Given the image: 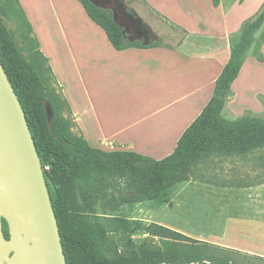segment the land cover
Returning <instances> with one entry per match:
<instances>
[{
  "label": "trees",
  "instance_id": "obj_1",
  "mask_svg": "<svg viewBox=\"0 0 264 264\" xmlns=\"http://www.w3.org/2000/svg\"><path fill=\"white\" fill-rule=\"evenodd\" d=\"M13 1L23 16V21H17V30L7 22L14 17ZM79 1L116 49L155 44L131 42L124 28L114 22L110 9L98 7L91 0ZM212 1L215 6L220 3ZM263 24L264 2L233 41L229 60L206 106L185 129L175 150L156 159L131 150L96 148L84 135L74 133L73 120L67 117L72 114L69 102L58 88L48 84L44 68L48 60L39 43L38 49L20 45L18 33L23 26L32 27L18 0H0V59L25 110L42 161L68 264H237L215 254L219 245L155 222L146 224L145 230L158 237L160 245L108 257L109 234L95 208L108 190H118L112 198L117 208L142 200L167 201L168 191L189 180L204 157L216 153L242 155L264 147V117L246 114L228 119L222 114L255 33ZM48 69L52 71L50 66ZM3 229L9 238L5 219Z\"/></svg>",
  "mask_w": 264,
  "mask_h": 264
},
{
  "label": "rangeland",
  "instance_id": "obj_2",
  "mask_svg": "<svg viewBox=\"0 0 264 264\" xmlns=\"http://www.w3.org/2000/svg\"><path fill=\"white\" fill-rule=\"evenodd\" d=\"M121 1L144 22L145 27L158 42H166L171 46L185 49L182 55L186 57L185 67L188 66L190 72H193L194 66L192 61L191 65L188 63L189 56L186 55L188 49L197 48L199 42H204L208 50L218 45L231 48L233 41L240 34L242 25L255 16L264 2L226 0L228 7L224 16L223 10L216 9L212 0H152L162 8L160 15L163 20L156 18L151 21L148 16L152 14H149L148 9L139 2ZM152 1L149 0V3ZM72 2L74 5L72 11L75 15L79 18H82V15L88 17L80 2L77 0ZM32 3L36 7L43 32L55 50L54 37L58 23L50 0H32ZM12 4L15 8L14 17L7 22L11 28L17 30V21H23V16L19 6L14 1ZM94 25L96 29L105 33L102 28L95 23ZM18 37L21 38V46L31 45L38 49L36 42L38 40L28 26H23ZM263 37L264 24L256 31L255 40L247 51L240 74L232 84V92L226 99L222 114L228 119H236L246 114L264 117ZM57 48L59 51L60 46ZM66 58L68 56L64 54L62 65L68 89L73 86L74 91H78L77 76L70 60ZM175 60L179 62V57ZM48 66L49 63L45 62L48 84L61 91L56 85L53 71L49 70ZM136 83L137 81H134L129 85L134 86ZM127 84L124 80L116 79L104 90L109 98L107 104L110 117L107 125L111 129L123 126L137 114L132 112L134 102L119 101V97L139 99L138 89L130 88L134 93L125 91L124 87ZM207 102L208 98L201 104L199 110H203ZM67 117L73 120L74 133L81 134L73 115L67 114ZM114 194L118 195V190H108L99 198L95 208L109 234V245L106 250L108 257L139 252L143 248L160 245L161 240L145 230L146 224L151 222L179 230L196 239L209 241L208 238L213 234L225 237V240L216 238L219 241L225 243L230 241L231 244L243 249L264 250V147L242 155L216 153L204 157L194 167L189 180L173 186L168 191L167 201L164 202L142 200L133 205L124 204L117 208L112 201ZM229 218L234 219L229 222L224 236ZM212 243L220 246L215 251L216 255L229 257L237 264H264V257L261 255L237 250L234 247L228 248L230 243L225 244L226 246Z\"/></svg>",
  "mask_w": 264,
  "mask_h": 264
},
{
  "label": "crops",
  "instance_id": "obj_3",
  "mask_svg": "<svg viewBox=\"0 0 264 264\" xmlns=\"http://www.w3.org/2000/svg\"><path fill=\"white\" fill-rule=\"evenodd\" d=\"M136 1L152 14L148 16L151 21L156 18L163 20L160 15L162 8L158 4L152 0L151 3L149 0ZM18 2L31 24L41 52L48 60L56 85L69 102L77 129L91 146L104 150H131L155 155L156 159L171 154L185 129L201 113V104L213 95L216 79L231 53L230 47L218 45L208 50L204 42H199L197 48L187 50L188 63L191 65L192 61L194 66L190 72V68L185 67L186 57L182 55L185 49L158 42L156 38L148 44L155 43L152 46L119 50L111 44L106 33L96 29L94 23L99 25L87 12L88 17L82 15V18L73 13L72 0H50L58 23L54 50L43 32L32 0ZM225 2L221 0L215 6L223 10L224 16L228 7ZM64 54L77 76L80 96L73 86L68 89L62 65ZM176 57H179V62H176ZM116 79L128 83L124 87L127 93H134L130 88L138 89L140 96L138 100L119 97L120 103L134 102L132 112L137 114L123 126L111 129L107 125L109 98L104 90ZM134 81H137L136 85H129ZM233 219L227 220L224 236ZM216 238L225 240V237L213 234L208 240L224 246L230 243ZM229 246L264 257V250L243 249L231 243Z\"/></svg>",
  "mask_w": 264,
  "mask_h": 264
},
{
  "label": "water",
  "instance_id": "obj_4",
  "mask_svg": "<svg viewBox=\"0 0 264 264\" xmlns=\"http://www.w3.org/2000/svg\"><path fill=\"white\" fill-rule=\"evenodd\" d=\"M91 1L112 11L114 22L131 42L152 43L150 31L121 0ZM3 219L9 225V238ZM0 264H68L42 161L1 59Z\"/></svg>",
  "mask_w": 264,
  "mask_h": 264
},
{
  "label": "flooded vegetation",
  "instance_id": "obj_5",
  "mask_svg": "<svg viewBox=\"0 0 264 264\" xmlns=\"http://www.w3.org/2000/svg\"><path fill=\"white\" fill-rule=\"evenodd\" d=\"M126 35H129V33H126Z\"/></svg>",
  "mask_w": 264,
  "mask_h": 264
}]
</instances>
